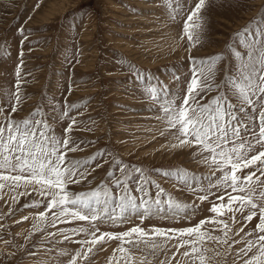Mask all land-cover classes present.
I'll list each match as a JSON object with an SVG mask.
<instances>
[{"label":"rangeland","instance_id":"obj_1","mask_svg":"<svg viewBox=\"0 0 264 264\" xmlns=\"http://www.w3.org/2000/svg\"><path fill=\"white\" fill-rule=\"evenodd\" d=\"M196 2L180 0L182 10L172 18L165 0H0V107L8 115L16 104L18 110L12 116L18 121L29 117L34 109L42 108L33 119H47L60 138L72 124L69 135L78 148L69 152L68 157L88 162L78 169L85 178L69 185V191L87 192L104 181L111 184L109 171L113 176L120 175L117 164L113 163L115 158L142 167L166 194L182 204L196 206L195 210L189 208L176 216L161 213L141 221L139 216L131 215L127 222H97L93 228L85 221L53 223L51 211L41 221L38 214L45 211L47 198L34 191L33 186L10 187L5 183L0 188V264H68L77 251L87 249V245L82 247L77 241L89 240L91 236L70 234L71 240H64L60 229L84 226L89 233L98 229L97 235L124 232L135 225L146 231L153 227L178 229L215 215L210 212L211 203H219L216 195H222L224 189L213 188L211 191L216 195H210L206 201L198 199L205 195L199 189L208 188L212 169L201 163L200 155H194L196 146L171 147L178 143L173 135L175 130L168 129L166 122L157 118L161 115L158 107L142 91L149 86V80L137 81L130 69L134 65L136 71L151 73L177 94V103L186 94L192 78L190 55L199 58L226 53L215 73L217 84L224 80L225 66L231 67L239 59L226 46L239 47L234 33L250 21L252 31L264 26V0H206L201 43L189 51V42L181 35L187 14ZM17 92L19 102L14 95ZM217 93L213 88L202 94L201 103ZM229 96L233 103L237 102L230 93ZM101 151L104 155L88 159ZM175 169L187 170L198 178L199 184L192 181L189 188L175 176L163 174ZM134 177L130 185L133 195L139 196L135 192L139 174ZM211 179L214 183L215 177ZM148 187L150 195L155 197L157 189L151 184ZM115 192L113 186L114 198ZM162 199H167V195ZM40 200L44 203L32 206L33 201ZM223 218L231 224L229 216ZM236 218L238 223L232 225L229 235L244 227V232L234 236L240 243L233 244L229 251L227 244L207 241L206 247L220 253L217 256L209 252L207 255L212 257L209 264H243L236 250L244 247L247 239H254V236L245 237V233L255 228L258 217L248 222L237 213ZM156 242L163 247L155 258L148 256L154 264L160 261L185 264L186 258L181 256L185 249L177 252L172 246L175 241L165 243L160 238ZM119 245L118 240L97 245L87 262L78 258L77 264H108ZM134 255L139 262L142 253L134 250Z\"/></svg>","mask_w":264,"mask_h":264},{"label":"snow or ice","instance_id":"obj_2","mask_svg":"<svg viewBox=\"0 0 264 264\" xmlns=\"http://www.w3.org/2000/svg\"><path fill=\"white\" fill-rule=\"evenodd\" d=\"M165 2L171 10L170 15L175 18L177 11L182 10L180 0H175V8L173 0ZM205 6L206 0H197L184 21L181 38H187L189 51L201 43L204 30L202 10ZM250 25L251 21L234 33L239 40V47L231 44L226 46L230 54L239 59L233 66H225V78L219 84L215 82V73L218 62L226 57V53L199 58L189 56L192 78L180 103H177V94L172 93L166 84L152 77L151 73L136 71L135 66L130 65L137 81L149 80V86L142 91L158 107L161 115L157 118L164 120L168 129L175 130L173 135L178 143L171 147L196 146L194 155H200L201 163L212 169L211 177H215V182L209 177L208 188L199 189L205 195L198 199L206 201L210 195H216L211 191L213 188L217 191L221 187L224 189L222 195H216L219 203H211L210 212L215 215L193 226L178 229L153 227L146 231L135 225L124 232H104L99 235L98 229L89 233V229L84 226L60 229L64 240H71L70 234L86 233L91 236L89 240L77 241L82 247L87 245V249L84 252L77 251L68 264H77L78 258L87 262L93 249L109 240H118L120 245L113 250L108 264H154V260L148 259V256L155 258L163 247L156 242L160 238L165 243L175 241L172 246L177 252L185 249L181 252V256L186 258L185 264H209L212 257L207 254L215 252L218 256L220 253L206 247L207 241H214L218 245L227 244L229 251L233 244L240 243L234 236L244 232V227L229 235L232 225L238 223L237 213L248 222L258 217L255 228L245 233V237L254 236V239H247L244 247L236 250L237 257L243 264H264V26L252 31ZM20 31L23 32V29ZM213 88L218 90L217 95L201 103L204 100L202 94ZM229 93L236 98V103L232 102ZM14 95L19 102V93ZM17 110L16 104H13L8 115H4L5 110L0 107V188L5 183L10 187H19L21 184L33 186L34 191L47 198L45 211L38 214L41 221H45L47 213L51 211L53 223L85 221L95 228L97 222H127L131 215H137L143 221L145 217L161 213L176 216L189 208L195 210V205L182 204L166 194L142 167L130 166L115 158L113 163L117 164L120 175L113 176L110 170L108 176L111 184L104 181L101 186L87 192L69 191V185L85 178L78 169L88 162L68 157L69 152L78 148L69 135L72 124L64 130V137L60 138L55 135L47 119H33L43 111L42 108L34 109L29 117L19 121L12 116ZM63 115H67L66 110ZM102 155V151L97 152L88 159L95 160ZM108 155L111 156L110 153ZM134 174H139L135 181V192L139 196L133 195L130 185ZM163 174L175 176L189 188L192 181L199 184L198 178L184 169L167 170ZM149 184L157 189L155 197L150 195ZM113 186L116 189L115 198ZM164 195H167V199H162ZM42 203L43 200L33 201L32 206L38 207ZM245 210L247 215H244ZM225 216H229L231 224L223 218ZM216 231L222 234L213 235ZM134 250L142 253L139 262ZM159 264H165V261Z\"/></svg>","mask_w":264,"mask_h":264}]
</instances>
